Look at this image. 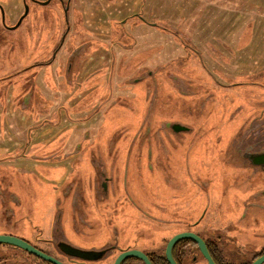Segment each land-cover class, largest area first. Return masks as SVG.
<instances>
[{
  "label": "rangeland",
  "instance_id": "obj_1",
  "mask_svg": "<svg viewBox=\"0 0 264 264\" xmlns=\"http://www.w3.org/2000/svg\"><path fill=\"white\" fill-rule=\"evenodd\" d=\"M39 1L0 35V232L41 248L57 223L80 248L154 250L187 223L218 221L258 245L264 171L235 166L228 152L264 120V0ZM71 57L93 66L82 70L89 95L42 66ZM24 84L28 107L17 97ZM162 122L193 131L182 143ZM98 170L107 197L93 193Z\"/></svg>",
  "mask_w": 264,
  "mask_h": 264
},
{
  "label": "flooded vegetation",
  "instance_id": "obj_2",
  "mask_svg": "<svg viewBox=\"0 0 264 264\" xmlns=\"http://www.w3.org/2000/svg\"><path fill=\"white\" fill-rule=\"evenodd\" d=\"M19 1L21 2V9L18 15L15 16L13 13L10 12V10H13L17 7V5L13 7H11V5L17 3L18 0H0V35L3 31L4 32L13 31L21 27V25L26 21L27 17L31 14V7L29 5V1L42 4L40 3L41 1L39 0H19ZM62 3L64 5L63 0ZM26 9H28V12L25 15ZM6 10L8 11V13H6ZM141 17L145 19V17H143L142 14H138V18ZM74 57H71L70 59L68 58L66 64L64 65L60 64V67H57V65L46 67L47 65L45 66L44 64H42V66H44V70L52 71L54 77L55 75H57L59 77L58 79L60 80L67 79L68 83L73 85V88L71 90L73 93L81 92L79 90L84 86V89L82 90L85 91L87 95H89L92 89L88 87L87 85L88 81L86 82L83 80L82 70L83 71H87V69L90 70L93 68V66H86L85 64L84 65L79 64L78 68H75V62H72V59H74ZM95 72L93 70L88 75H85L86 80L90 76H92ZM28 83H31V81H29ZM24 85H25L24 89L21 86L19 87V90L17 92V97L19 98L21 97L22 99L20 103L22 105L25 104V106L28 107L29 105H31L33 101V96L31 94V91L25 92L26 89L30 88L29 85L28 84H24ZM157 93L158 90H156V94ZM24 100H28L30 102L29 103L23 102ZM151 114H152V110L149 111V115L145 120L144 124L148 122V125H151L150 123ZM262 122H264V120H262L260 123L253 124V127H256L255 129L254 128L250 129L251 127H249L248 131L245 132L244 129V130H240V132H237L235 134L233 142L231 143L230 152H228L232 156V158L236 160L233 163L235 166H242L245 168L255 169V171L258 170L264 171V126H261ZM144 124H143V128L144 127L146 128L147 125ZM161 125L162 127L160 128L169 127L170 129H172L173 132L179 137L178 141L181 140L180 142L182 143H183L182 140L184 134L185 133L188 134L191 131H193V126L184 124L182 122H175L171 124H166L162 122ZM148 130L150 131V127H148ZM169 137L172 140V142L177 141L170 134ZM158 145L160 149L158 153L160 155H163V153L167 152L168 149L162 148V146L164 145L166 146L165 143L163 144L160 141H158ZM92 159L95 165L100 168V164H97L96 156H94ZM140 160H142V158H140ZM137 163H139L138 159L134 164ZM97 173L102 175L101 177L104 179L101 182L100 186H97L96 182L99 181L98 176L96 174L92 176L94 180V186L96 187V189L93 188V193L99 197L100 196L107 197L110 178L106 176V173L103 170L102 171L98 170ZM263 193L264 192H259L257 196ZM79 195H80V191L76 192V198ZM99 197H97L98 200H100ZM105 197L104 199H106ZM77 200L79 201L80 204L85 202L83 198L82 190H81V196H79ZM7 210L8 209H6V206L4 204L3 212L6 218H7ZM84 217L85 216H83V218ZM199 223L200 222H198V220L192 223H187L186 227H183L180 230L174 232L171 238L174 235L181 232H193L197 234L203 239L211 257L213 258L216 264H252L255 260H257L259 257H261L264 254V234H261V236L263 237H260V243L258 245L257 244L254 245L252 242L243 241L241 239L239 231H237V229L234 226L218 223L217 221L216 222L217 225L211 224V226L200 227ZM5 225L6 222L3 228L5 227ZM11 227L13 226H9L10 231H11ZM58 229H59V225H57L56 223L55 234H54L55 237L53 241L44 242L41 248L38 246L35 247L42 250L43 252L51 254L52 256H54L59 260H62L65 264H69V263L104 264V262H106L105 259H107L108 264H114L121 254L129 250H138L143 252L148 257L151 264H172L168 260L166 255V247L169 240L171 239L169 237H167L164 240V242L160 243L159 248L154 250H141L138 247V245H131V244L120 245L117 242H111L110 244L105 245L102 248L100 247V248H93L91 250H88V249L80 248L78 246H74L71 243H69L64 238V236H61ZM0 235H6V236L9 235L13 237L12 232H6V231L0 232ZM18 238L24 240L28 244H31V242L28 241L27 239H24L22 237H18ZM62 243L72 245L75 248L82 251L95 250L97 251V253L88 255L87 257L80 253L71 256L65 252L64 248L61 246ZM163 245L164 247L161 248V246ZM172 255L175 264H198L200 260H204L205 264H209L208 260L202 253L199 244L196 241L187 237L179 239L174 244V246L172 247ZM60 256L66 258V260L62 259ZM0 264H53V263L41 259L40 257L18 246L7 243H0ZM120 264H147V263L138 257L127 256L121 259Z\"/></svg>",
  "mask_w": 264,
  "mask_h": 264
},
{
  "label": "water",
  "instance_id": "obj_3",
  "mask_svg": "<svg viewBox=\"0 0 264 264\" xmlns=\"http://www.w3.org/2000/svg\"><path fill=\"white\" fill-rule=\"evenodd\" d=\"M27 12H28V9H26L25 15L27 14ZM185 237L190 238L199 244V247H200L202 253L204 254V256L206 257V259L208 260L209 264H216L214 262L213 258L211 257L203 239L193 232H181V233L174 235L169 240L167 247H166V255H167L168 260L172 264H175V261H174L173 255H172V247L174 246V244L179 239L185 238ZM0 243H7V244H12V245L18 246L24 250L31 252L34 255L40 257L41 259L47 260L53 264H65L62 260L55 258L54 256H52L49 253L43 252L42 250L38 249L34 245L28 244L27 242H25L24 240H22L18 237H14V236L12 237L9 235H7V236L6 235H0ZM61 246L64 248L65 252L71 256L74 254L80 253V254H83L87 257L88 255L97 253V251H95V250L82 251V250H79V249L75 248L74 246L68 245L66 243H62ZM127 256H135V257H138V258L144 260L147 264H151L148 257L143 252L138 251V250H129L127 252H124L123 254L120 255V257L116 260V262L114 264H120L121 259L124 257H127ZM263 263H264V254L261 257H259L257 260H255L252 264H263Z\"/></svg>",
  "mask_w": 264,
  "mask_h": 264
}]
</instances>
